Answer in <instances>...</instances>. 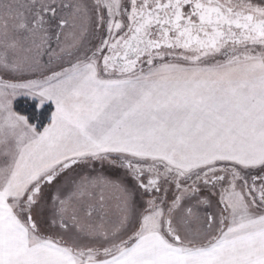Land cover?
Listing matches in <instances>:
<instances>
[{"label": "snow or ice", "instance_id": "obj_1", "mask_svg": "<svg viewBox=\"0 0 264 264\" xmlns=\"http://www.w3.org/2000/svg\"><path fill=\"white\" fill-rule=\"evenodd\" d=\"M0 264H264V0H0Z\"/></svg>", "mask_w": 264, "mask_h": 264}, {"label": "crops", "instance_id": "obj_2", "mask_svg": "<svg viewBox=\"0 0 264 264\" xmlns=\"http://www.w3.org/2000/svg\"><path fill=\"white\" fill-rule=\"evenodd\" d=\"M107 194V193H106Z\"/></svg>", "mask_w": 264, "mask_h": 264}]
</instances>
